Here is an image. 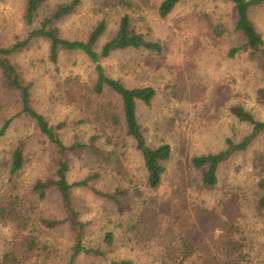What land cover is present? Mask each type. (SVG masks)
<instances>
[{
  "label": "rangeland",
  "instance_id": "rangeland-1",
  "mask_svg": "<svg viewBox=\"0 0 264 264\" xmlns=\"http://www.w3.org/2000/svg\"><path fill=\"white\" fill-rule=\"evenodd\" d=\"M71 1L46 0L36 26L59 5ZM120 1L131 7H123ZM163 1L82 0L73 15L56 23L63 38L86 41L94 28L106 21L107 30L96 46L100 51L128 14L132 28L163 45L161 55L127 50L102 61L106 74L127 87L157 91L150 107L139 104L138 119L151 147L168 144L172 148L171 158L163 163L166 171L158 189L148 187L141 155L125 136L120 98L110 92L102 97L93 95L95 65L83 52L61 51L57 63H52L50 42L37 39L11 57L32 88L33 107L51 126L63 125L57 133L66 145L88 143L99 136V147L113 153L107 160L88 151L69 155V182L86 181L89 185L73 190V207L85 225L83 246L107 252L104 257L83 253L74 264L123 260L174 264L170 256L180 254L182 237L187 234L199 241L205 252L216 255L220 230L231 221L236 226L235 240L243 247L231 256L230 264H260L264 214L256 207L261 191L255 163L264 151V134L248 150L236 152L221 165L218 183L212 188L203 187L206 170L195 168L192 162L195 157L226 150L228 140L239 143L250 135L251 128L230 114L232 106L240 105L264 120V107L258 102L264 90L259 60L252 59L245 49L235 57L229 55L245 42L235 32L228 0H182L166 18L159 15ZM25 9L26 0H0V47L27 37ZM251 18L264 39V8L253 12ZM211 26L220 28L219 36ZM0 101L5 109L1 128L4 119L21 110L17 94L0 88ZM114 114L120 117L118 146L107 143L112 135L108 118ZM21 142L25 143V167L13 176L8 168H0V201L11 199L27 220V228L18 234V229L0 219V258L14 241L22 251L21 264H69L75 234L62 198L55 186L48 187L44 196L35 189L37 183L57 178L58 155L35 123L19 116L0 139V162H7L12 148ZM117 188L129 190L123 207L92 191L114 193ZM45 221L62 224L50 227ZM109 234L113 236L111 246L105 241ZM29 238L35 244H29ZM204 261L196 258L184 264H208Z\"/></svg>",
  "mask_w": 264,
  "mask_h": 264
},
{
  "label": "trees",
  "instance_id": "trees-1",
  "mask_svg": "<svg viewBox=\"0 0 264 264\" xmlns=\"http://www.w3.org/2000/svg\"><path fill=\"white\" fill-rule=\"evenodd\" d=\"M182 0H164L159 7V15L162 18L168 17ZM233 7V16L235 20V32L239 33L245 44L239 48H233L229 55L235 57L242 50H248L252 59L259 60L260 69L264 77V39L258 32L254 22L252 21V13L264 8V0H228ZM46 0H26L25 20L29 27L27 37L11 45L9 47H0V88L7 92L17 94L19 97L20 112L15 116L4 119L0 128V139L4 138L13 121L19 116H26L33 121L39 133L45 137L55 149L57 160V178L47 183H37L35 189L45 194V190L50 186H55L62 198L65 210L68 213L70 225L75 234V245L73 247V257L69 264H74L75 259L83 253L94 254L98 257H104L107 252L102 249L88 250L83 246V238L85 235V225L78 220V214L73 207V190L76 187H89L86 181L71 184L68 180L69 171V155H78L83 151H88L96 156L105 158L111 157L112 152L107 153L99 147V136H93L88 143L75 142L72 145H66L57 133L60 127L50 125L48 119L39 113L32 103V88L25 82L17 66L12 62L11 57L23 49L27 48L33 41L37 39H46L50 42V60L57 63L61 51L83 52L95 65L97 79L92 87V93L95 97H102L106 92L120 98L122 106V117L124 120L125 136L134 142V148L139 152L143 160L145 172L147 174V184L151 189H158L163 182L165 175L164 162L168 161L172 155V148L165 144L157 148L151 147L145 137L144 131L138 119V106L144 104L150 107L157 97V91L153 87H135L129 88L119 80L111 78L105 72L102 61L111 57L114 53L137 50L146 51L161 55L164 52L163 45L158 41L148 39L145 35L138 33L132 28L131 17L125 14L120 22L116 34L108 42H106L100 51L96 50L100 39L107 30L106 21L100 22L89 35L86 41L68 40L61 36L56 23L73 15L82 0H72L71 2L59 5L53 13L46 17L36 26V19L39 11L45 4ZM120 5L130 8L131 4L127 1H120ZM212 27V26H211ZM216 36H219L220 28H211ZM219 31V32H218ZM219 33V34H218ZM222 34V33H221ZM258 102L264 107V90H261L258 96ZM4 107L0 101V121L4 117ZM230 114L234 116L240 123L246 124L251 128V133L241 142L235 143L228 140L227 149L216 154H208L195 157L192 162L195 168L205 169L203 177V187L212 188L218 183L219 169L223 163L231 158L236 152L246 151L249 147L264 134V120L257 119L251 112L240 105L232 106ZM110 122V130L112 135L107 139L109 145L118 146L119 137L117 133L120 127V117L116 114L108 118ZM126 142V141H125ZM26 164L25 143L21 142L12 148L10 159L6 162H0V168H8L11 176L20 172ZM259 181L257 186L261 191V196L257 200V211L264 214V151L259 154L255 163ZM92 191L103 198L114 202L118 207L125 205L124 197L128 193L127 188H117L114 193L101 192L97 189ZM17 198H15L16 200ZM10 199L5 202L0 201V219L6 223L12 224L18 232L23 228H27V220ZM48 226L56 227L62 222L45 221ZM29 226V225H28ZM235 224L230 222L229 227L220 230L219 240L216 244L217 254L205 252L201 243L190 235L182 237V250L180 254L171 255L170 258L174 264H184L186 261L193 259L205 260L208 264H230L232 255L239 253L243 244L235 240ZM19 234V233H18ZM29 244H35L29 238ZM27 240V241H28ZM106 244H113V236L111 234L106 237ZM10 243L7 251L0 258V264H21L22 251L20 252L16 244ZM178 255L180 257H178ZM226 258V259H224ZM206 259H208L206 261ZM111 264H134L132 261L123 260L115 261ZM260 264H264V257Z\"/></svg>",
  "mask_w": 264,
  "mask_h": 264
}]
</instances>
